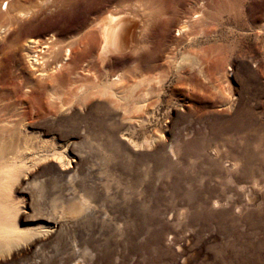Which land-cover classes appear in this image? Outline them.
I'll list each match as a JSON object with an SVG mask.
<instances>
[{
    "label": "rangeland",
    "instance_id": "374dc122",
    "mask_svg": "<svg viewBox=\"0 0 264 264\" xmlns=\"http://www.w3.org/2000/svg\"><path fill=\"white\" fill-rule=\"evenodd\" d=\"M10 2L20 16L0 11V132L38 146L16 157L29 160L22 175L48 174L52 145L62 162L101 178L127 214L86 224L95 238L64 229L41 247V263L68 264L74 247L79 264H264V0ZM156 6L165 11L157 19ZM108 14L133 22L132 45L151 19L139 61L130 49L100 56ZM44 44L35 63L33 49ZM114 73L118 89L108 86ZM168 143L177 160H167ZM223 159L237 162L229 175ZM57 193L50 188L40 203ZM0 263L15 264L6 253Z\"/></svg>",
    "mask_w": 264,
    "mask_h": 264
},
{
    "label": "bare ground",
    "instance_id": "6f19581e",
    "mask_svg": "<svg viewBox=\"0 0 264 264\" xmlns=\"http://www.w3.org/2000/svg\"><path fill=\"white\" fill-rule=\"evenodd\" d=\"M199 5L201 4L199 3ZM199 7L203 15V9H201V6ZM10 8H11L10 0L0 1V11L3 10L4 14L8 15L10 20H13L14 18L16 19L17 17L15 16H18L19 14L18 15H16L17 13H15V15L9 14L13 12V11L9 12ZM14 8H16V6ZM35 10L37 12V9ZM164 12L165 11L162 10V8L156 6L155 13L153 14L152 12L153 14L152 16L153 18L157 19V17H160ZM199 16L200 14L195 15V17H199ZM8 17L6 16V18ZM150 21L145 20L142 24L138 26L139 28H138L137 37L140 38V40L139 42L137 41L136 44L134 43L132 45L131 38L133 35L132 31L134 29L133 22L129 18L127 19L126 16L124 17L123 15L108 14L106 17V21L104 22L102 27L101 35L103 37V44L101 46L100 56L105 55L107 52H120L124 49H128V50L130 49L135 57L138 55L135 59H133L132 63H134V61L136 62L139 61L140 58L139 52L144 48L143 44L141 43L143 42V39L146 36L147 29L149 28V26L152 25ZM10 23L8 24L7 29L11 25ZM151 27H153V25ZM187 28H188L187 24L185 23L181 25L177 30L184 31ZM30 41L33 42L34 44H38V41L35 39H30ZM32 47L36 48L37 46L32 45ZM44 47H48V45L44 44L42 48L33 49L32 59L35 63L42 62L40 61L41 56H40V52L38 51L44 52L45 51L43 49ZM194 63L198 66V61L195 60ZM130 67L132 69L133 64ZM196 70L198 72L201 69L197 67ZM108 86H110L112 89L120 88L121 79L119 73L112 74L111 82H109ZM145 89L146 91L143 90L146 93L145 95H148L147 93H151L153 91L152 86L150 84ZM1 132H0V256H2L4 253L8 254L9 258H11L12 261L15 262V264H29L30 259L28 257L31 256L32 258H34L31 264H43L45 262L41 263L42 255H43L42 252L40 254L41 247L56 240L57 237L62 236L61 234H63L64 229L74 227L77 230L75 232L77 236L81 237L84 235L85 238L88 239V238H93L94 236L89 232L84 233L83 227L86 224L88 225L94 224V225H98L99 227H102L104 224L114 221L115 219H120V220L126 219L127 214H124L125 212L122 211L120 201L118 200V196H116L115 194L111 195L110 193L106 192L103 189L104 186L101 183V178L97 177L96 179H93V177L91 176L92 173L91 174L88 173L87 171L88 169L85 170L84 173L77 172L78 161H75V163L71 165L69 160L70 158H66V162L64 161L62 162V158L64 157V153H63L64 151L63 150L59 151L57 150V148L53 147L52 145L51 147L48 146L51 149L50 152L49 151L44 152L45 156L47 155L53 156L51 157L52 162L49 166L50 171L48 172V174L40 177L33 176L31 179H29V176L26 173L22 175L23 169L27 167L29 160H25V161L23 159L17 160L16 157H18L21 150L24 151L27 150L28 148L30 150V148L34 149V147L36 150L38 146L33 145L31 143H27L26 140H24V142L22 143L20 141V143L15 142L14 144H12L10 143L11 139L8 138V140H6L7 137L5 138ZM214 149H215L214 147L208 148V153L213 155ZM175 150L176 149L174 148L172 143H168L164 147L163 151L169 162L172 161V159L177 160L176 155L178 154H176ZM221 163L223 170H225V172L228 175L232 172L233 168H236L235 163L237 164V162H234L233 160H226V159H223ZM143 165L145 166L143 171L145 175L144 180H147V183H149L151 181V175H149L150 172L149 169L151 167V164L148 161H145ZM16 183H19L17 185L18 186L17 190H15L14 187ZM50 188L51 189L56 188L58 193L53 197H51L49 199L50 201L47 204L42 205L40 201L42 198L44 199L46 193L49 192ZM245 188L246 187L242 186L241 190L239 191L242 197L241 205L247 204L249 201L248 192H247L248 189ZM78 189L81 192V194L76 193ZM250 200L252 201L251 198ZM219 201H220L219 199H212L210 201L211 207L212 208L219 207L220 204ZM233 208L234 211L238 210L236 209L235 204L233 205L232 209ZM177 212H176L177 214L176 217L179 219L181 217L182 211L178 213ZM170 216H171L170 213L166 214L164 215L163 219L165 221L169 220ZM29 223H32L33 225L29 226L28 225ZM65 236L66 235H64V237ZM38 255H40L39 258H37ZM78 256H79L78 249L73 247V249H71L70 252V258L68 260V264H79Z\"/></svg>",
    "mask_w": 264,
    "mask_h": 264
}]
</instances>
